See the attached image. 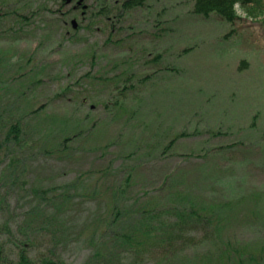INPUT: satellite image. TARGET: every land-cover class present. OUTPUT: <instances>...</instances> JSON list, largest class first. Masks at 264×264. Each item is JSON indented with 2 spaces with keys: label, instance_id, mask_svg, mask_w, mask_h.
Here are the masks:
<instances>
[{
  "label": "rangeland",
  "instance_id": "obj_1",
  "mask_svg": "<svg viewBox=\"0 0 264 264\" xmlns=\"http://www.w3.org/2000/svg\"><path fill=\"white\" fill-rule=\"evenodd\" d=\"M129 1L0 0V264H264V7Z\"/></svg>",
  "mask_w": 264,
  "mask_h": 264
},
{
  "label": "trees",
  "instance_id": "obj_2",
  "mask_svg": "<svg viewBox=\"0 0 264 264\" xmlns=\"http://www.w3.org/2000/svg\"><path fill=\"white\" fill-rule=\"evenodd\" d=\"M192 2H194V6H195V13L203 16L205 18H210L212 15H216L218 17H221L225 20H227L230 23H235L237 22V20L239 19V14L238 11L236 9L237 3L241 2L243 5H247L251 2H255L256 5H261L264 4V0H190ZM135 4V5H139L142 4V0H138V1H129V4L127 5V7H129L131 4ZM20 134V128L19 126H15L10 130V135H15L16 138L19 137ZM184 136V135H181ZM193 212L190 213L188 216V220H186L187 215L182 216V222H183V226H189L188 224L191 225H201L204 222H210L213 221L214 219H212V217L217 216V220H224L227 217V220H231L235 217H228V213L226 215L225 209L221 212V213H216L213 211L210 212V214H206L203 215L202 211H195L192 210ZM197 218H196V217ZM219 216V217H218ZM192 218H196V222L192 219ZM235 223V220H233ZM232 221V222H233ZM221 223V221H219V224ZM221 226V225H219ZM217 228V232H218ZM133 240H131L129 237H126V239H124L123 241L117 242L116 239H114V245L113 250H117L115 251L113 254H118V255H124V256H128L132 253H135V264L136 262L138 264H141L140 262L142 261V259L140 258L139 260L137 259V255L139 252V245L141 243L136 242V245H134V243L132 242ZM118 244V245H117ZM112 245V244H111ZM137 251V252H135ZM233 254L232 251H228L227 249L222 248L221 249V253L220 255L225 258V260H229L230 262H232L233 260L235 261H239V256H233L232 259H230V256ZM100 256H97V258H99ZM124 259V258H123ZM19 264H31L30 260L28 259L26 254H22L21 255V262ZM43 264H55L53 261L48 260L45 261Z\"/></svg>",
  "mask_w": 264,
  "mask_h": 264
}]
</instances>
